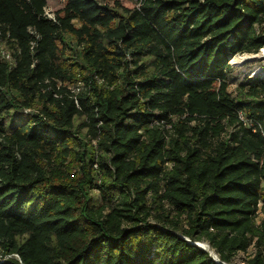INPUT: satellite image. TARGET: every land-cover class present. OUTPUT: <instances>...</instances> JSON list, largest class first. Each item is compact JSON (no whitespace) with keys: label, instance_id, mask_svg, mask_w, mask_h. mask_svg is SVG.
I'll list each match as a JSON object with an SVG mask.
<instances>
[{"label":"trees","instance_id":"obj_1","mask_svg":"<svg viewBox=\"0 0 264 264\" xmlns=\"http://www.w3.org/2000/svg\"><path fill=\"white\" fill-rule=\"evenodd\" d=\"M47 4L0 0V264H264V0Z\"/></svg>","mask_w":264,"mask_h":264},{"label":"rangeland","instance_id":"obj_2","mask_svg":"<svg viewBox=\"0 0 264 264\" xmlns=\"http://www.w3.org/2000/svg\"><path fill=\"white\" fill-rule=\"evenodd\" d=\"M101 4H114L117 0H98ZM127 1L129 4L138 6L139 0H122V2ZM66 4V0H48L46 11L50 14L54 15V12L63 8ZM70 38V37H69ZM2 49V55L7 58L11 59V49L7 46V44L2 43L1 44ZM244 54H257V57H254L253 59H249L246 61H243L242 64H233V69L229 72L227 77V83H228V91L231 94L232 97H237L239 95V87L241 84L248 81V79L256 78L257 76L264 75V48H262L257 53H244ZM241 55V54H240ZM239 55V56H240ZM256 71V73H254ZM66 86L68 89L72 90L73 92H79L83 86L84 81L82 80V77H80V74L78 73V77L75 81H60L58 85ZM175 121V118H173ZM165 127L169 129L170 133L172 135H175V129L172 127L171 124H165ZM261 217L258 219V223L260 222ZM201 245L205 246L207 250H209L207 247H210L209 244H203ZM256 251V247L252 245L248 251L246 252H239L235 259L233 264H248V260L254 255V252ZM214 252V253H213ZM211 254L218 258L215 251L212 250ZM1 258V257H0ZM5 259H0V261H4Z\"/></svg>","mask_w":264,"mask_h":264},{"label":"bare ground","instance_id":"obj_3","mask_svg":"<svg viewBox=\"0 0 264 264\" xmlns=\"http://www.w3.org/2000/svg\"><path fill=\"white\" fill-rule=\"evenodd\" d=\"M257 56H258L257 54H241L240 56L239 55H235V56L231 57L230 62L233 63V64H242L243 61H246V60H249V59H253L254 57H257ZM254 73H256V71ZM203 244H206V243H203ZM207 248L210 251H212L210 247H207Z\"/></svg>","mask_w":264,"mask_h":264},{"label":"water","instance_id":"obj_4","mask_svg":"<svg viewBox=\"0 0 264 264\" xmlns=\"http://www.w3.org/2000/svg\"><path fill=\"white\" fill-rule=\"evenodd\" d=\"M200 243H202V242H195L194 244H196V245H198L199 247H201V248L207 250L206 247L203 246V245H201ZM216 259H217V258H216ZM218 261H219V260H218Z\"/></svg>","mask_w":264,"mask_h":264},{"label":"built area","instance_id":"obj_5","mask_svg":"<svg viewBox=\"0 0 264 264\" xmlns=\"http://www.w3.org/2000/svg\"><path fill=\"white\" fill-rule=\"evenodd\" d=\"M46 14H47L49 17H51V18H53V17H54V15H53V14H50V13H48L47 11H46Z\"/></svg>","mask_w":264,"mask_h":264}]
</instances>
